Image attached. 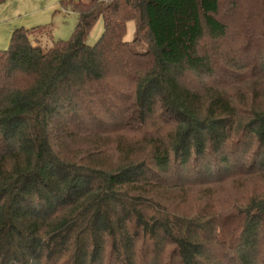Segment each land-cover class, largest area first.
I'll use <instances>...</instances> for the list:
<instances>
[{"label": "trees", "instance_id": "1", "mask_svg": "<svg viewBox=\"0 0 264 264\" xmlns=\"http://www.w3.org/2000/svg\"><path fill=\"white\" fill-rule=\"evenodd\" d=\"M61 3L0 50V264H264V0Z\"/></svg>", "mask_w": 264, "mask_h": 264}, {"label": "rangeland", "instance_id": "2", "mask_svg": "<svg viewBox=\"0 0 264 264\" xmlns=\"http://www.w3.org/2000/svg\"><path fill=\"white\" fill-rule=\"evenodd\" d=\"M71 2V0H65ZM75 1V0H74ZM78 23V15L70 5L63 6L61 0H5L0 4V50H7L12 32L16 28L26 29L42 26L45 45L49 47L53 41L69 40ZM104 31L102 18H99L87 35L86 41L94 45ZM136 35V22H127L125 40L132 41ZM93 135V134H90ZM95 137H66L64 145L67 150L84 151L96 148ZM231 195L239 196V191H231ZM184 206V205H182Z\"/></svg>", "mask_w": 264, "mask_h": 264}, {"label": "crops", "instance_id": "3", "mask_svg": "<svg viewBox=\"0 0 264 264\" xmlns=\"http://www.w3.org/2000/svg\"><path fill=\"white\" fill-rule=\"evenodd\" d=\"M0 33H1V30H0Z\"/></svg>", "mask_w": 264, "mask_h": 264}]
</instances>
